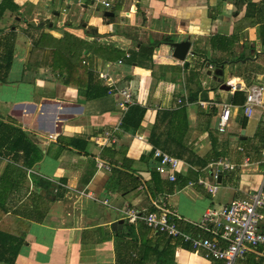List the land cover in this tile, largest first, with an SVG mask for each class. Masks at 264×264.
Segmentation results:
<instances>
[{
  "label": "crops",
  "instance_id": "0c3cea01",
  "mask_svg": "<svg viewBox=\"0 0 264 264\" xmlns=\"http://www.w3.org/2000/svg\"><path fill=\"white\" fill-rule=\"evenodd\" d=\"M67 34L122 55L84 53L93 77L70 85L51 68ZM184 40L188 65L171 46ZM235 82L264 86V0H0V229L25 240L17 264H224L123 210L165 208L180 230L209 238L196 226L207 211L261 187L264 105L247 117ZM118 89L134 95L127 110ZM133 106L146 112L127 130ZM155 149L181 161L176 181L157 172ZM220 160L237 167L215 180ZM236 264H264V253Z\"/></svg>",
  "mask_w": 264,
  "mask_h": 264
},
{
  "label": "built area",
  "instance_id": "2783aa9c",
  "mask_svg": "<svg viewBox=\"0 0 264 264\" xmlns=\"http://www.w3.org/2000/svg\"><path fill=\"white\" fill-rule=\"evenodd\" d=\"M106 7L110 2H104ZM122 64V61H119ZM105 79L111 82L108 76ZM233 92H244L246 101L243 111L247 117H251L254 109L264 105V86L257 85L245 88L239 82L229 84ZM115 89V88H114ZM111 90V92L114 91ZM123 97L121 107L127 110L134 104V95L130 90L118 89ZM232 104L226 103L222 106L219 117L218 130L225 133L232 118ZM154 157L159 161L156 170L168 180H177L176 173L181 167V161L169 156L159 149L154 150ZM219 167L214 174L215 180L219 177L220 169L234 170L237 166L224 161L214 164ZM100 169H111V166L103 161L98 163ZM210 191L216 192L217 185L206 184ZM264 180L261 187L249 198L235 199L221 210H209L205 213L202 221L196 226L203 232L209 233L211 238H198L180 230L176 223L177 214L165 208L157 211L146 212L127 207L123 214L129 223L143 222L156 233H164L174 238H182L189 243L194 251L203 252L204 257L209 260L223 261L224 264H236L249 252H257L258 248H264V232L261 231L264 222Z\"/></svg>",
  "mask_w": 264,
  "mask_h": 264
},
{
  "label": "trees",
  "instance_id": "16d2710c",
  "mask_svg": "<svg viewBox=\"0 0 264 264\" xmlns=\"http://www.w3.org/2000/svg\"><path fill=\"white\" fill-rule=\"evenodd\" d=\"M42 40L43 42L45 41V36ZM52 51V70L69 79L68 83L78 88L81 87V85H79L81 78L84 76L87 78L93 77V75L83 67L84 53L88 54L92 52L112 61L118 60L122 55V52L114 47L104 46L99 43H88L70 34L65 35L61 40H57L56 45L54 48H52ZM152 53L153 52H150L151 55ZM11 61L12 59L9 61V67L11 66ZM217 65L222 67L220 64ZM145 112V109H143L141 106L131 107L122 122V126L128 130L130 129L131 125L135 123V128H138ZM20 134L26 137V134L21 131ZM23 140H25V138ZM181 229L186 232L189 231L188 228L185 230L181 227ZM2 235L5 236L6 239L4 243L0 244V263L17 264V258L20 254L22 245L25 243V240L16 238L15 232L11 233L10 231H7L4 233L3 230L0 229V236ZM205 235L206 237L211 238L209 233ZM254 253L258 255L263 254L264 248H258L257 252ZM160 261L162 260L159 258L158 264L161 263Z\"/></svg>",
  "mask_w": 264,
  "mask_h": 264
},
{
  "label": "water",
  "instance_id": "95a60500",
  "mask_svg": "<svg viewBox=\"0 0 264 264\" xmlns=\"http://www.w3.org/2000/svg\"><path fill=\"white\" fill-rule=\"evenodd\" d=\"M107 15H111V14H107ZM33 26H35V24H32ZM171 46L173 47V53H174V57L182 62H185L186 65H188V62H186L187 56L190 53L191 47H192V42L190 40H184L181 42H174L171 43ZM212 72H210L211 74ZM215 77L217 78L218 76L223 77L224 75V70L223 69H219L216 70L214 72ZM221 81V80H220ZM219 182L221 183V175H220V180ZM124 225V221L121 220L117 223L118 228L121 230L123 228Z\"/></svg>",
  "mask_w": 264,
  "mask_h": 264
},
{
  "label": "bare ground",
  "instance_id": "6f19581e",
  "mask_svg": "<svg viewBox=\"0 0 264 264\" xmlns=\"http://www.w3.org/2000/svg\"><path fill=\"white\" fill-rule=\"evenodd\" d=\"M253 114H254V113H253ZM253 114H252V115H253Z\"/></svg>",
  "mask_w": 264,
  "mask_h": 264
}]
</instances>
